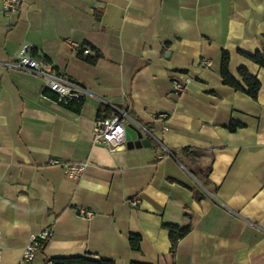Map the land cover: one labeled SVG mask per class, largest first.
Instances as JSON below:
<instances>
[{"label":"crops","instance_id":"0c3cea01","mask_svg":"<svg viewBox=\"0 0 264 264\" xmlns=\"http://www.w3.org/2000/svg\"><path fill=\"white\" fill-rule=\"evenodd\" d=\"M82 43L95 65L77 58ZM25 44L80 88L72 107L9 67ZM263 49L264 0H22L0 15V264L46 228L32 264H264V69L245 56ZM223 53L242 87L241 68L259 80L255 99L223 84ZM119 113L120 148L94 143ZM84 162L80 179L64 175ZM163 223L190 225L173 254Z\"/></svg>","mask_w":264,"mask_h":264},{"label":"built area","instance_id":"2783aa9c","mask_svg":"<svg viewBox=\"0 0 264 264\" xmlns=\"http://www.w3.org/2000/svg\"><path fill=\"white\" fill-rule=\"evenodd\" d=\"M0 3V15L11 19L19 11L22 0H0ZM82 51L84 55H89L91 53L88 47H84ZM31 54L32 51L30 46L27 44L23 45L19 50L16 62L9 65V67L27 70L43 76L45 78V90L54 93L56 95V102L59 104L67 105L70 101L77 100L80 97V88L70 82L61 80L53 74H47L44 69V62L35 60ZM201 63L209 67V62L207 60L202 59ZM172 84L175 92L183 91V87L177 81H173ZM126 118L127 115L125 113H119L98 120L93 132L94 143L106 145L111 150L120 148L125 136L124 121ZM87 166L88 162L65 163L61 165L64 175L73 180L80 179ZM129 204L133 207L137 206L138 199L136 197L131 198ZM91 215V213H86L85 217L90 218ZM50 235L51 231L48 228L31 235L16 264H32L36 254L42 249Z\"/></svg>","mask_w":264,"mask_h":264},{"label":"trees","instance_id":"16d2710c","mask_svg":"<svg viewBox=\"0 0 264 264\" xmlns=\"http://www.w3.org/2000/svg\"><path fill=\"white\" fill-rule=\"evenodd\" d=\"M88 47L90 50H92V46H90L87 43H82L81 46L76 50V56L78 59L84 61L85 63L89 65H95L97 60L101 57V54L99 52H96L93 56L84 55L83 54V48ZM251 62L257 64L259 67L264 69V49L263 51L257 52L253 56L245 55ZM228 64H229V55L227 53L222 54V60H221V70L220 75L221 79L224 85H227L231 87L235 91L244 92L247 94L250 98L255 99L257 97V94L260 89V82L257 80L254 76H251L248 74V72L245 69H239L238 75L242 80L243 86L239 84L228 71ZM46 92V91H44ZM54 98H56V95H53ZM76 100L70 101L66 106L72 107ZM238 125L233 123L230 125L229 130L234 131ZM162 227L167 229L169 231V240L171 243V249L170 253L173 254L177 245V242L179 239L183 238L185 235H187L190 231V225H186L185 227H180L177 225L167 224L163 223ZM129 246L132 251H139L140 249V241L141 238L137 235H129L128 238ZM50 262L52 264H114L112 260H99V261H93L89 259H85L82 257H73V258H54L51 259ZM131 264H137V263H131Z\"/></svg>","mask_w":264,"mask_h":264}]
</instances>
